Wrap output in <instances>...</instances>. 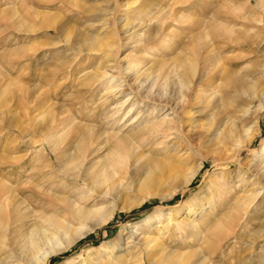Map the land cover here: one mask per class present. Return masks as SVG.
Masks as SVG:
<instances>
[{
	"label": "rangeland",
	"instance_id": "374dc122",
	"mask_svg": "<svg viewBox=\"0 0 264 264\" xmlns=\"http://www.w3.org/2000/svg\"><path fill=\"white\" fill-rule=\"evenodd\" d=\"M256 1L0 0V190L5 186L50 194L45 189L52 180L68 186L78 182L64 179L57 168L56 157H65L66 132L44 129L53 110L63 112L66 131H105L101 137L108 146L122 139L125 165L113 178L118 186L94 207L111 215L45 264H264V109L256 112L264 95L249 99L236 94L225 78L230 64L238 74H256L264 63L263 52L252 51L264 47H257L256 37L264 31V0ZM129 29L141 37L145 33L146 41L139 44L138 35L127 40L123 31ZM212 31L241 33L228 45ZM86 35L114 45L78 46ZM207 47L214 49V56L203 64ZM194 67L204 72L201 86L209 87L186 121L178 75L190 77ZM103 71L111 72L95 77ZM257 77L262 89L264 76ZM144 94L156 109L150 113L151 108H143L137 126L128 125L142 108L136 103L126 115L132 97ZM165 95L170 107L180 101L175 107L179 119L169 131L164 124L158 126L162 116L173 115ZM219 99L215 123L206 125L211 124L206 117L210 103ZM44 100V108H38ZM245 105L249 110L238 119ZM227 117H236L239 132L216 144L211 132ZM54 140L55 152L48 145ZM258 167L262 172H256ZM191 168L196 172L185 182ZM147 174L153 181L144 188ZM26 192L23 207L36 201ZM255 193L248 212L234 211L245 195ZM4 206L0 202V215L5 216ZM14 235L0 236V264H32L11 253L18 238ZM115 240L117 247L112 245Z\"/></svg>",
	"mask_w": 264,
	"mask_h": 264
},
{
	"label": "bare ground",
	"instance_id": "6f19581e",
	"mask_svg": "<svg viewBox=\"0 0 264 264\" xmlns=\"http://www.w3.org/2000/svg\"><path fill=\"white\" fill-rule=\"evenodd\" d=\"M256 2H258V4H259V2H261V1L257 0ZM130 28H131V26H130ZM134 30L130 31V29H129V31H123V34H125V36L127 37V40H130L132 38L134 40V37H136L138 35V36H140L138 38L139 44L142 43L141 41L145 42L146 41L145 40L146 36H144L145 33H144L143 37H141L142 34L138 33V31H134ZM239 33H241V31ZM239 33L235 36L231 31H212L211 34L213 36H215V38L219 37V39H221L223 44L227 43L228 45H231V43L233 44V42H236L239 40V38H240V36H238ZM256 37L259 38V41L257 42V47H259L260 44L264 45V31L257 32ZM211 41H212V43H214V40H211ZM93 42H96L98 44V48H102V46H105L108 49V48H112L114 45V43L112 41L111 42L106 41L108 43L103 44L102 38H95V37H92L89 35H86L85 38H83L81 41L77 42L76 44L78 46H79V44L85 45V43L92 45ZM227 44H226V47L229 48V46ZM228 48L224 52L227 53ZM88 49L89 50H95L96 48L91 47ZM213 51H214V49H209V47H207L206 54L202 57L203 58V60H202L203 64H205L207 62V60H209L208 56H211V54L213 55V53H212ZM252 51L257 52V53L263 52V59H264V47L262 49L255 48ZM112 52H114V50ZM110 60H111V58L109 56L107 58V61H110ZM217 60H219L218 57H216L215 61H217ZM217 64H218V61H217ZM204 67H207V66H204ZM259 67H260V69L256 73L257 75L251 74V73L250 74H248V73L241 74L242 72L240 74H238V71L235 70L236 68L234 67V65L231 66V64H230V68L227 70V75H226V77L224 75L223 78L225 77L227 80H229L230 84L233 87L232 91H234V93H236V94L244 93L248 96L249 99L254 98V97L259 98L260 95H264V87L262 89L259 88V86L257 84V80L259 78L257 76H259V75H261V77L264 76V63H260ZM128 68L129 67L126 66L124 69L127 70ZM225 69H226V67H225ZM110 72L111 71H103V72H100L97 75H95V77L101 78V77L106 76ZM196 72H197L196 67H194V68H192V73H191L190 77H187L186 74H182L181 76H180V74L178 75V79H179L178 94L181 97L180 98L181 103L183 104V106L181 108L183 110V114L185 116L187 115L186 121L189 119V116H192V114L195 113V111L192 112L194 105L198 104L200 102L203 94L206 95L205 93L208 91V87H209L208 84L204 85V87L201 86V81H203L204 72H202V71L201 72L199 71L197 73ZM215 74H217V73H215ZM227 82L228 81H225L224 83H227ZM209 84H210V82H209ZM164 86L166 87L167 85H164ZM226 87H229V86H226ZM261 90H262V92H260ZM211 93H213V92H211ZM51 95H52V93H51ZM225 95L227 97V94H225ZM128 96H130V95H128ZM207 96H209V94H207ZM144 97H148V95L144 94V96L142 98H139L138 95H135L132 97L134 100H133V103H131V107L128 109L126 115H128V113H130L129 111H131V108L136 103H142V106H141L142 108H141V110H138L136 112V115L132 118V121L130 120L128 125L131 124V125L137 126L136 125L137 122L139 121V119L144 114V111L142 113H140L143 108H151L150 113H152L151 112L152 110L154 111L156 109V106L155 107L151 106L149 103H147L145 101ZM129 98L130 97H128L125 101H127ZM222 100L223 99H219V100H215V101L210 103L211 107H210V110L206 113V117L207 116L209 117L208 120L210 119L211 124L208 123L206 125H212V126L214 125V123H215L214 120L218 114L217 111H219L220 105L222 104ZM245 100H244V102H245ZM165 101L167 103V110L170 111L168 113H172L173 115L166 114L165 116H162V118L159 120L158 126L160 127V125L162 126V124H164L166 126V130L169 131L173 128L172 126H174V124H176L177 120L179 119V114H177L175 112V110H176L175 107L177 104L180 103V101L179 100L176 101L175 105H173L174 107H170L168 105L170 98H168L167 95H165ZM205 102L207 104L208 102H210V100L207 99ZM37 104H38V108H41V107L44 108L46 102L44 100V101L38 102ZM246 104H250V103H246ZM204 107H205V105H204ZM262 109H264V99H262V101L257 105L256 112L259 113L262 111ZM205 110H206V108H205ZM248 110H249L248 105L242 106L240 108V110L238 111V113L239 112L240 113H239V115L237 114V116H239L237 118L241 119V117L243 115H245V113H247ZM51 112L52 113L49 115V118H48V124L44 129L46 131H55L54 133H58L60 131L66 132L65 138L62 142L63 145L65 144V150H64L65 151V154H64L65 157L63 159H61L60 156L56 157L58 159L57 168L63 174L64 179L65 178L66 179H74L75 181H78V182L76 183V185L74 184L75 186H70V185L68 186L67 184H64L62 182H58L57 180H52L51 182H48V185H46L47 189H45L50 194H42V193L35 194V193H33L34 191H32L31 189H29V190L15 189L14 190L11 187H5V186H4V189L7 188L6 190H4V189L0 190V202H2V204H4V205L6 204V206H4L5 216L0 215V236H2L1 239L4 238L5 236H8V235H14L15 234L13 236V238L15 236H18L17 240L14 239L15 242H13V246H12L13 248L11 249L12 250L11 253L15 256L17 255L18 258L25 260V262L32 261L33 262V263L31 262L32 264H45V262L47 261V259L51 255L56 254L62 248H65L66 246L72 244L75 240H78V238L81 237L82 235H84V233H86L88 230L92 229L93 227L95 228V226L100 225L102 222H105L104 220H106V218L111 215L110 214L111 212L109 214H107L106 216H104L103 213L99 212V209L94 208V207H96V205L99 203V198H103L106 195L108 196L109 191L111 189H115L118 186L117 185L118 183L116 181H114L113 178L115 177L117 170H119V168H121L125 165V164H123L124 159L121 156L122 153H121L120 148H119L121 143H122V139H118V140H116V143H114L112 146H108L107 140L104 139L103 137H101L102 135L106 134L105 131L98 133V132H93L92 130L89 129L88 131H86L82 134L75 131V130H72V129L69 131H66V127L68 125L66 126L64 120H61V117H60V115L63 114V112L57 113V112H54V110ZM36 115H37V113H36ZM126 115H125V117H126ZM235 119H236V117L235 118L227 117L226 121L221 122L219 125H216L213 128L211 133L214 136L213 141L216 140V144L224 143L225 141L227 142V140L233 138L232 135H234L236 133V131H238L237 128H240V127H238L239 125ZM186 121H185V123H186ZM216 123H217V121H216ZM254 123H256V121ZM244 125H245V123H244ZM42 127H44V126H42ZM154 128H156V127H154ZM39 129H42V128L39 127ZM249 132L250 131H248V130L245 131V136L247 138H250L252 136L250 134L251 132L250 133ZM201 133L202 132H200L199 135H201ZM205 133H203V135ZM44 135H45V133H44ZM55 135L56 134H53V136H55ZM200 138H202V137H200ZM194 139H196V140L198 139V141H199V137L195 138V135H194ZM249 140H251V139H249ZM229 141H228V143H229ZM236 141L238 142V140H236ZM239 141H240V143L242 142V140H239ZM56 143H57V141H55V140L52 141L51 143H48L49 148L53 152H55L56 149H58V146ZM201 143L199 141V144H201ZM262 153H263V148L260 151H258V154H262ZM130 156H131V154H130ZM124 163H126V162L124 161ZM260 169L261 168L258 167L256 169V172L258 173L259 171H261ZM194 172H196V171L192 170V168H191V170L187 174L188 176H186V178H185V182L189 181V179L193 176ZM260 174L263 177L264 171ZM152 181H153L152 175L147 174V176L143 179V182L141 183V185L144 188L149 187L150 184L152 183ZM261 184H262V181H261ZM63 187H66L67 189L69 188L70 191H72L73 193L71 194V192L69 193V192L63 191L64 189H61ZM262 187H264V185ZM26 191L29 192L27 197L28 196H32V197L35 196L36 197L35 202H30L27 205V207L25 206L26 208H28L29 206L31 207L32 210L29 212L25 211V209H24L25 207L22 206V204L26 201V198L24 196V194H27ZM17 195H18V197H17ZM257 195H258V193L245 195L241 199L242 204L240 206L238 205L237 209L234 211L242 210L243 213L248 212L247 211L248 207H251L250 203L254 200V198ZM239 201H240V199L237 202H239ZM239 204H240V202H239ZM10 205H12L11 208L9 207ZM38 209L41 210V213L34 214V213H36V211H38ZM158 209H160V208H158ZM158 209H156V210H158ZM23 212H26V213H23ZM239 216H237V217H239ZM4 218H5V220H3ZM2 220L4 222H2ZM38 220H39V222H37ZM75 225L76 226L77 225L84 226L85 230L75 228ZM62 239L63 240L65 239L64 242L62 241ZM112 245L114 247H117L118 246L117 240H115L112 243ZM117 256L118 255H115L114 258H117Z\"/></svg>",
	"mask_w": 264,
	"mask_h": 264
}]
</instances>
